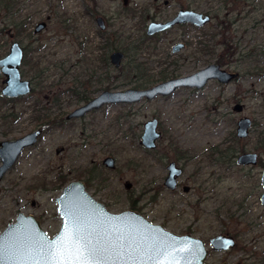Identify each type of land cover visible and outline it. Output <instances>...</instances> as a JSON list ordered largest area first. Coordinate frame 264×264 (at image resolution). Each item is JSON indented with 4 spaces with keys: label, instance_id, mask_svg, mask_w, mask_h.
<instances>
[{
    "label": "rangeland",
    "instance_id": "obj_1",
    "mask_svg": "<svg viewBox=\"0 0 264 264\" xmlns=\"http://www.w3.org/2000/svg\"><path fill=\"white\" fill-rule=\"evenodd\" d=\"M167 1L169 6L164 7L153 0H20L15 18L28 22L27 32L20 37L7 28L0 37V59L18 42L27 56L21 74L31 82L33 92L3 108L21 115L14 123L0 121V142L37 130L34 115L39 108L41 115L66 116L81 98L87 100L104 89L150 88L198 72L220 57L221 66L238 77L226 85L210 82L200 91L180 89L152 102L107 106L81 120L43 130L38 143L24 150L0 182V233L22 213L37 218L49 237L55 235L61 226L56 198L69 183H86L87 169L96 166L104 180L86 191L110 213L135 211L175 235L202 240L209 251L205 264H264V207L260 204L264 149L257 143L258 133H264V0H247L248 17L240 18L225 34L228 48L219 46L218 38H207L215 51L206 55L197 45L201 32L190 27L175 28L156 42L142 43L144 29L152 20L171 19L185 8L216 14L220 6L217 0ZM240 8L220 17L232 20ZM104 15L112 45L127 57L120 69L105 68L98 61L104 41L98 37L94 18ZM244 15L241 11L240 16ZM10 19L0 12V28ZM39 23L46 27L35 34ZM216 24L212 20L206 29L208 37L217 32ZM113 33L118 36L114 38ZM176 43L186 46L172 54ZM90 59L93 81L88 87ZM35 65L44 71L41 80L36 79L40 71ZM2 80L0 74V90ZM237 105L242 107L240 113L234 110ZM241 118L250 119L252 127L238 143L237 156L256 153L260 164L219 166L210 150L235 135ZM153 119L162 134L155 153L140 145L143 125ZM171 145L188 150L190 158L178 164L184 173L175 191L163 187L165 167L177 157L169 150ZM59 148L62 152L57 154ZM106 157L115 160L112 170L102 165ZM60 173L66 177L64 186L57 179ZM183 186L189 191L185 193ZM218 235L233 237L234 249L213 252L208 242Z\"/></svg>",
    "mask_w": 264,
    "mask_h": 264
},
{
    "label": "water",
    "instance_id": "obj_2",
    "mask_svg": "<svg viewBox=\"0 0 264 264\" xmlns=\"http://www.w3.org/2000/svg\"><path fill=\"white\" fill-rule=\"evenodd\" d=\"M157 1V0H154ZM101 20L98 19V23ZM209 16L192 10H180L173 19L165 23L152 22L147 27V35L152 36L171 29L176 25L189 24L201 28L208 24ZM46 25L39 23L34 33L41 32ZM175 46L173 53L180 50ZM121 53L111 56L114 65L119 64ZM24 50L18 42H13L8 53L0 59V74L3 77L0 95L9 100L27 97L32 93V84L23 79L21 65ZM235 74L222 70L217 65H209L191 75L178 77L145 90L126 89L100 93L88 104L66 116V120L79 119L90 111H96L104 105H133L142 101L151 102L157 97H168L181 88L201 90L209 82L221 85L231 83ZM234 110L241 112L240 105ZM252 127L248 118H241L236 123L235 136L246 139ZM156 119L143 125L140 138L141 146L152 150L159 139ZM41 135L35 130L18 139L0 142V182L16 164L24 150L34 147ZM62 149L56 150L58 154ZM256 153H243L236 157L237 166L258 165ZM103 164L113 169L114 160L106 158ZM168 177L164 185L169 190L176 187V179L181 170L171 163L167 167ZM260 184L262 194L260 204L264 207V167ZM56 213L61 221L58 232L49 237L42 229L40 221L32 216L19 213L15 222L9 224L0 233V252L3 260L0 264H91L90 249H97L96 259L107 264H205L209 251L200 239L175 235L160 225H154L135 211L110 213L97 202L85 188L84 183L74 181L61 190L55 200ZM213 252H228L235 247L234 238L218 235L209 240ZM222 264H229L223 262Z\"/></svg>",
    "mask_w": 264,
    "mask_h": 264
},
{
    "label": "trees",
    "instance_id": "obj_3",
    "mask_svg": "<svg viewBox=\"0 0 264 264\" xmlns=\"http://www.w3.org/2000/svg\"><path fill=\"white\" fill-rule=\"evenodd\" d=\"M246 1L247 0H217V2L221 4V7H220L221 9H219L220 14L223 13L226 16H227V13L233 12L234 9L237 8L238 5H241L240 12L238 11L239 14L238 13L235 14L234 19L230 20L229 18H227L225 20L222 19V21L221 20L217 21L220 24L222 31H224V29L226 30L232 24H235V22L238 21L240 18L244 20L245 15L241 17L240 13L241 11H245V14L249 12V11L248 12L246 11V7H247ZM19 6H20V0H0V12H3L6 17L10 16L11 18L8 25L0 28V37L6 34L7 28H8V31L11 30V32L15 33L16 36L21 37L26 34L27 32L26 26L28 22L27 21H17V19L15 18V16H17L19 12L18 10ZM216 17H219V16L216 14ZM207 38L216 39V35L215 33H212L208 37V35L206 34V37L204 39L202 38V40L198 41L197 45L199 46V51L205 55L214 54L215 49L212 50V48H210V46L207 45V42H206ZM35 51H37V49H35ZM252 52H255V50L250 51L249 56L252 54ZM26 63H27V56L25 55L22 65L25 66ZM103 64L106 65L108 64V62L103 61ZM35 70L37 71V73L38 71H40L38 73L39 77L37 76L36 79L41 80L43 78L44 71H42L38 65H35ZM25 98L26 97L9 100V99L3 98L0 95V121L4 124H8L11 121H12L11 123L16 122L18 118L20 117L21 113H15L14 111L9 112L8 110L2 111V110L3 108L11 106L19 101L24 100ZM35 105L36 106L38 105L39 107L40 105L39 101H37ZM36 112L38 114L34 115V119L38 123L37 128L42 127L43 130H47L50 127H55L60 124H63V122L65 121L64 120L65 115L63 114L58 117H50L48 114L41 115L40 108ZM257 141H258L257 142L258 146L264 149V133L263 132L258 133ZM239 142L240 140L235 135L231 134L227 143L210 150V156L212 157V160L219 166L231 167L232 165H236L235 159L238 154L237 145ZM102 176H103L102 169L100 167L92 166L89 169H87L86 176H85L87 190L93 188L94 183L102 184V181L104 180L102 179ZM65 178H66L65 175L61 173L57 175L58 181L64 183L62 184L63 186L66 184ZM133 207H134V203H133Z\"/></svg>",
    "mask_w": 264,
    "mask_h": 264
},
{
    "label": "flooded vegetation",
    "instance_id": "obj_4",
    "mask_svg": "<svg viewBox=\"0 0 264 264\" xmlns=\"http://www.w3.org/2000/svg\"><path fill=\"white\" fill-rule=\"evenodd\" d=\"M153 2L154 3H162V5L164 6V7H167V6H169V2L167 1V0H157V1H154L153 0ZM219 8H218V12L216 13L219 17H216V14H214L213 12L211 13V12H198V10H195V9H190V8H185V9H180V10H192V11H195V12H198V13H201V14H203V15H206V16H209V18H210V21H209V23L208 24H206V25H204L203 27H201V28H195V27H193V26H191V25H189V24H182V25H176V26H174V27H172L171 29H169V30H167V31H164V32H161V33H156V34H154V35H152V36H148L147 35V27H148V25L150 24V23H152V22H155V23H165V22H167V21H169V20H171V19H173L174 17H172L171 19H168V20H165V21H154V20H152L151 22H149V24L145 27V31H144V34H143V41H142V43H145V42H151V41H154V42H156V41H158L159 40V38L161 37V36H163V34H166V33H168V32H170V31H172L173 29H179V28H181V29H183V28H187V27H190V28H192V29H196V30H198V31H200L201 32V34H202V38L204 39L205 37H206V29L208 28V26L211 24V21L212 20H216V21H222V19L223 20H225L226 19V17L225 16H222L221 15V17H220V12H219V9H221L220 7H221V4L219 3ZM247 7H248V5H247ZM246 7V8H247ZM179 10V11H180ZM178 11V12H179ZM177 12V13H178ZM248 12V11H247ZM176 13V14H177ZM248 15H249V12L248 13H246L245 14V18H247L248 17ZM135 16V15H134ZM147 17H145V19H146ZM98 19H100L101 21L98 23ZM94 22H95V25L97 26V29H98V31H97V33H98V37L101 39V40H103L104 42L102 43V45H100V47H99V50H100V55L98 56V61L100 62V64L103 66V67H114V69H120L121 68V65H122V62L125 60V59H127V57L125 56V51L124 50H120L118 47H116V46H113L112 45V43H111V36H110V34L109 33H107V29H108V27H109V20H108V18L104 15V16H95V18H94ZM217 26H216V28H218V30H217V32L215 33V35H216V39L218 38L219 39V41H217L218 42V45L219 46H222V47H224V48H228V43H229V41H228V39L225 37V34L226 33H228V31H229V29L232 27V25L231 26H229L226 30L224 29V31H222V29H221V27H220V24L217 22V24H216ZM109 34V35H108ZM114 35V38H115V36L117 37L118 35L117 34H115V33H113ZM178 45H180L181 46V48H180V50L178 51L179 53L182 51V50H184V48H185V46H186V44H180V43H176V44H174L173 45V47L171 48V53L172 54H176V53H178V52H176V53H173V48L175 47V46H178ZM115 53H121L122 54V57L120 58V60H119V64L116 66V65H114V64H112V62H111V56L113 55V54H115ZM24 56H25V54H24ZM221 58V57H220ZM220 58H218L217 59V61H216V63H214L213 65H217V66H219L222 70H224V71H226V72H228V73H231V74H235L237 77H238V75L236 74V73H233L232 71H227V70H225L221 65H223L224 63H223V61H221V59ZM24 59V58H23ZM90 66H89V68H90V70L88 69V72H89V76H88V82H87V85H88V87L90 86L91 87V85H92V77H93V71H92V59H90ZM103 61H107L108 62V64H106V65H104L103 64ZM172 79H175V78H170V79H166V80H164V81H161V82H159V83H157V84H161V83H164V82H166V81H169V80H172ZM237 79V78H236ZM235 79V80H236ZM234 80V81H235ZM234 81H232V82H234ZM211 82H216V81H211ZM231 82V83H232ZM210 83V82H209ZM208 83V84H209ZM217 83V82H216ZM156 84V85H157ZM207 84V85H208ZM217 84H219V83H217ZM206 85V86H207ZM219 85H221V84H219ZM83 85H81V87H82ZM155 86V85H154ZM205 86V87H206ZM153 87V86H152ZM204 87V88H205ZM151 88V87H150ZM203 88V89H204ZM132 89H135V90H145V89H148L147 87H145V88H143V87H141V88H132ZM181 89H189V88H181ZM203 89H201V90H203ZM178 90H180V89H178ZM177 90V91H178ZM189 90H195V91H200V90H196V89H189ZM107 91H110V90H108V89H104L103 91H99V92H97L98 94L97 95H99L100 93H103V92H107ZM113 92V91H112ZM176 92V91H175ZM174 92V93H175ZM173 93V94H174ZM172 94V95H173ZM96 95V96H97ZM96 96H93V97H90L89 99H87V100H84V99H80L79 101H77L79 104L77 105V108H75L73 111H75L76 109H78V108H80V107H83V106H85L86 104H88L93 98H95ZM171 96V95H170ZM169 97V96H168ZM157 98H163V97H157ZM156 98V99H157ZM164 98H166V97H164ZM155 100V99H154ZM153 100V101H154ZM143 102V101H142ZM147 102V101H146ZM152 102V101H151ZM134 105V104H133ZM107 106H111V105H104V106H102L100 109H98V110H96V111H100L101 109H103L104 107H107ZM114 106V105H113ZM72 111V112H73ZM96 111H90V112H88L86 115H88V114H90V113H92V112H96ZM70 114V113H69ZM85 115V116H86ZM67 116V115H66ZM66 116H64V120L65 121H67V122H69V121H74V120H81V119H83L85 116H83L82 118H79V119H72V120H66ZM158 122V121H157ZM37 130H40V132H41V135H40V137H39V139L41 138V136H42V133H43V129H42V127H40V128H37ZM158 130V129H157ZM158 132L160 133V137H159V139L155 142V147H154V149H152V150H146V151H148V152H151V153H155L156 152V148H157V143H158V141L160 140V138H161V132L158 130ZM141 138V137H140ZM39 141V140H38ZM38 143V142H37ZM141 145V144H140ZM169 150L174 154V155H177V157H175V160L174 161H170L169 163H167V165H166V167H165V169H166V176H165V178H164V182H165V179L168 177V171H167V167L171 164V163H173V164H175V167L177 168V169H179V170H181V174H180V176L176 179V187H175V189L174 190H169V189H167L166 187H165V185H164V182H163V187L164 188H166L167 190H169V191H175V190H177L178 188H179V183H178V180L182 177V175H183V173H184V170H183V168L181 167V166H179L178 164H179V162H181V163H184V162H188V161H190V158H188V153L187 152H189L188 150H184V149H181L180 147H178L177 145H171V147L169 148ZM60 152H62V150L60 151ZM59 152V153H60ZM186 154V155H185ZM106 158H111V157H106ZM105 158V159H106ZM113 159V158H112ZM114 160V159H113ZM103 161H104V159H103ZM103 161H102V165L104 166V167H106L104 164H103ZM260 163V160H259V162H258V164ZM236 164V163H235ZM114 167H115V160H114ZM113 167V168H114ZM241 167V166H240ZM243 167V166H242ZM264 167V166H263ZM108 168V167H107ZM110 169V168H109ZM112 170V169H111ZM198 174L199 173H197V176H198ZM79 182H82V183H84V185H85V188L87 189V187H86V183L85 182H83V181H79ZM128 186V185H127ZM126 186V187H127ZM182 189H183V191L186 193V192H188L189 191V189H188V187H185V186H183L182 187ZM227 236V235H226ZM233 238V237H232ZM235 241V240H234ZM236 245V244H235ZM229 252V251H228Z\"/></svg>",
    "mask_w": 264,
    "mask_h": 264
},
{
    "label": "snow or ice",
    "instance_id": "obj_5",
    "mask_svg": "<svg viewBox=\"0 0 264 264\" xmlns=\"http://www.w3.org/2000/svg\"><path fill=\"white\" fill-rule=\"evenodd\" d=\"M90 256H91V264H107L105 261H101L96 259L97 256V249L92 248L90 249ZM3 260V254L0 252V261ZM129 264H136V262H129Z\"/></svg>",
    "mask_w": 264,
    "mask_h": 264
}]
</instances>
